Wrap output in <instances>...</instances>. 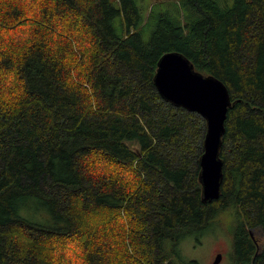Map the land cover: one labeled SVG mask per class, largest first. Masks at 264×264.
<instances>
[{
    "label": "trees",
    "instance_id": "obj_1",
    "mask_svg": "<svg viewBox=\"0 0 264 264\" xmlns=\"http://www.w3.org/2000/svg\"><path fill=\"white\" fill-rule=\"evenodd\" d=\"M167 52L230 95L215 201ZM221 213L231 264H264V0H0V264H198Z\"/></svg>",
    "mask_w": 264,
    "mask_h": 264
},
{
    "label": "water",
    "instance_id": "obj_2",
    "mask_svg": "<svg viewBox=\"0 0 264 264\" xmlns=\"http://www.w3.org/2000/svg\"><path fill=\"white\" fill-rule=\"evenodd\" d=\"M153 83L165 102L196 113L205 121L198 182L202 202L217 200L223 181V161L219 152L231 106L228 89L216 78L195 71L193 64L179 52H167L159 58ZM220 260L218 255L212 264Z\"/></svg>",
    "mask_w": 264,
    "mask_h": 264
},
{
    "label": "rangeland",
    "instance_id": "obj_3",
    "mask_svg": "<svg viewBox=\"0 0 264 264\" xmlns=\"http://www.w3.org/2000/svg\"><path fill=\"white\" fill-rule=\"evenodd\" d=\"M161 1V0H157ZM143 3H141L142 6ZM30 11L33 8L32 4ZM141 12L143 11L140 7ZM34 12V11H32ZM142 14V13H141ZM29 22V21H28ZM27 22V24H28ZM147 37V36H146ZM224 213H221L215 220L210 224V227L205 232L204 236L199 240L190 238L182 243L181 252L185 259L194 260L198 264H212L217 254L222 255L221 260L218 264H231V230L234 226V220L231 218H224ZM257 239L261 238L259 234H255ZM70 261L74 258L67 252Z\"/></svg>",
    "mask_w": 264,
    "mask_h": 264
},
{
    "label": "flooded vegetation",
    "instance_id": "obj_4",
    "mask_svg": "<svg viewBox=\"0 0 264 264\" xmlns=\"http://www.w3.org/2000/svg\"><path fill=\"white\" fill-rule=\"evenodd\" d=\"M218 255H220V254H217V255L215 256V258H216ZM220 257H222V255H220ZM214 260H215V259H214Z\"/></svg>",
    "mask_w": 264,
    "mask_h": 264
}]
</instances>
